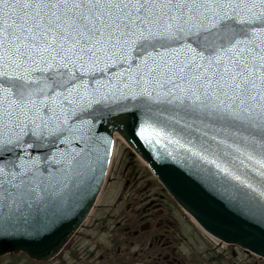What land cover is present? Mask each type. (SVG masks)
<instances>
[{
  "label": "snow or ice",
  "instance_id": "obj_1",
  "mask_svg": "<svg viewBox=\"0 0 264 264\" xmlns=\"http://www.w3.org/2000/svg\"><path fill=\"white\" fill-rule=\"evenodd\" d=\"M117 133L169 137L264 230V0H0V241L52 247Z\"/></svg>",
  "mask_w": 264,
  "mask_h": 264
},
{
  "label": "water",
  "instance_id": "obj_2",
  "mask_svg": "<svg viewBox=\"0 0 264 264\" xmlns=\"http://www.w3.org/2000/svg\"><path fill=\"white\" fill-rule=\"evenodd\" d=\"M115 135L148 166L173 200L205 233L221 243L239 247L264 260V230L247 224L229 210L240 208L258 217L262 209L256 201L238 193L237 186L231 182L202 171L203 166L197 167L175 144L167 143L170 139L167 136L162 137L159 143L149 144L131 135L126 140L118 133L113 135L111 144L97 145L92 157L85 161V175L80 187L77 189L73 186L66 191L65 199L70 198V203L63 210L64 218L55 244L40 249L24 239L0 241V257L22 253L32 261L48 262L62 251L94 206L107 172ZM238 195L239 201L236 200ZM0 215L6 218L11 215V219L7 220L9 226L22 225V221L18 222L17 216L10 214L6 206L0 209Z\"/></svg>",
  "mask_w": 264,
  "mask_h": 264
},
{
  "label": "rangeland",
  "instance_id": "obj_3",
  "mask_svg": "<svg viewBox=\"0 0 264 264\" xmlns=\"http://www.w3.org/2000/svg\"><path fill=\"white\" fill-rule=\"evenodd\" d=\"M139 204L151 206L155 221L154 214L159 209L163 216L174 220L173 246L181 255V264H264L263 259L207 235L172 201L119 136L114 137L107 172L94 206L63 250L48 262H35L18 253L0 257V264H110L104 256L106 249L115 253L111 244L114 236L120 235L121 228L117 225L125 224L130 215L128 207L137 208Z\"/></svg>",
  "mask_w": 264,
  "mask_h": 264
},
{
  "label": "flooded vegetation",
  "instance_id": "obj_4",
  "mask_svg": "<svg viewBox=\"0 0 264 264\" xmlns=\"http://www.w3.org/2000/svg\"><path fill=\"white\" fill-rule=\"evenodd\" d=\"M127 209L130 215L124 220L125 224L117 225L121 228L120 235H115L111 244L115 253L106 249L104 259L110 260V264H181V255L173 246L174 220L167 215L164 219L159 209L154 214L155 221L149 205L140 207L139 204L137 208Z\"/></svg>",
  "mask_w": 264,
  "mask_h": 264
},
{
  "label": "bare ground",
  "instance_id": "obj_5",
  "mask_svg": "<svg viewBox=\"0 0 264 264\" xmlns=\"http://www.w3.org/2000/svg\"><path fill=\"white\" fill-rule=\"evenodd\" d=\"M115 136H117V135H115ZM115 136H114V137H115Z\"/></svg>",
  "mask_w": 264,
  "mask_h": 264
}]
</instances>
